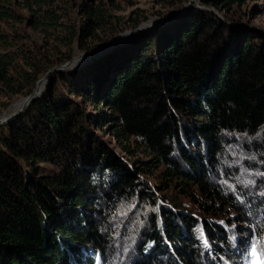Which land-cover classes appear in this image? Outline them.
<instances>
[{"label": "trees", "instance_id": "trees-1", "mask_svg": "<svg viewBox=\"0 0 264 264\" xmlns=\"http://www.w3.org/2000/svg\"><path fill=\"white\" fill-rule=\"evenodd\" d=\"M73 1L0 0V95L26 96L76 48L92 53L146 17L121 20L115 0ZM154 1L173 7L161 13L168 21L52 70L43 92L0 123V264H233L247 243L264 253V185L242 188L220 160L234 140L257 146L261 133L264 143V40L228 14L191 5L171 18L183 0ZM239 1L202 0L219 12ZM18 23L51 32L56 46L20 44ZM81 101L109 111L85 112ZM107 119L123 150L142 145L145 162L163 165L154 187L95 135ZM127 207L149 213L124 240L116 220Z\"/></svg>", "mask_w": 264, "mask_h": 264}, {"label": "rangeland", "instance_id": "rangeland-1", "mask_svg": "<svg viewBox=\"0 0 264 264\" xmlns=\"http://www.w3.org/2000/svg\"><path fill=\"white\" fill-rule=\"evenodd\" d=\"M69 1L70 3L68 5L71 8V4L75 2L73 0H69ZM180 5L181 7L177 9V12H175L173 14V17L171 18L178 17L179 15L182 14V12L186 8L190 7L191 5H195L196 7H199L201 9H208V10L210 9V11L215 12L222 19L225 20L228 14L229 17H231L230 20H227V23L229 25L241 26L250 29L251 32L252 31L254 32V34L257 35L260 34V37L262 36V40H264V0L239 1L234 3L230 7V9L227 10L220 9L223 13L219 12L212 5H207L206 3L202 2V0H183L182 4ZM110 10L113 14L120 17L121 20L126 19L127 17L130 16V14L134 16L145 14L146 16L136 26L125 28L124 30L116 33L113 36L114 39L116 35L121 34L125 31H133L134 36H132L131 38H134L145 29H148L154 25H161L162 23L168 21V19H165L161 16V13L165 14L167 12H170L173 10V7L163 6L154 0H115V3L111 5ZM72 17L74 18V16ZM17 29L19 31V34H22L24 36L23 41H19L20 44L23 42V44L24 43L28 44L31 47L38 45L42 49H46L47 47L49 49L53 47L55 44H57L54 42L55 41L53 37L54 35L51 32L40 31L39 29L33 28L32 26H29L25 23H18ZM118 43H122V42H118ZM105 46H109V44L100 45L98 48H102ZM4 47L6 46L4 45L3 42H1L0 51H4L5 50ZM16 48H19V46L14 45L7 48L6 50H13ZM74 48L76 47L74 46ZM64 50L66 51V48H64ZM83 52L84 51H81L80 49L76 48L75 55H73L70 59L48 68L47 71H45L44 74L40 75V77L35 81L32 90L36 88V91H38L37 95L41 94L45 89L50 72L52 70H59L58 68L59 66L63 67L62 70L73 68L72 65L65 66V64H67L68 62L70 63L74 57L81 55ZM52 67L54 68L56 67V69H51ZM48 71H49L48 77L45 80L41 81L42 80L41 78ZM39 81L41 82L38 83ZM40 86H42L41 89L39 88ZM26 96L18 95L15 98L9 99L4 95H0V116L9 115L10 113H6V112L10 110L13 104H15L19 100L25 101ZM81 104L85 112L96 113L99 112V110L100 111L103 110L106 112L109 111V109L102 103H100L98 106H94L91 102L81 101ZM1 123H5V122H1ZM110 125L111 124H109L108 119L107 121H104L101 124L95 125L93 127V130L95 131V135L99 138V140L104 142L106 146L110 148V150L115 154L131 162L132 164L141 165L145 171L140 172V176L142 178H145V181H147L151 187H154L153 184H156L158 182L157 177L159 176L160 172L163 170V165H158V164L156 165V163L152 161L145 162L148 160L150 161L152 156L144 151L145 149L142 145L136 144L135 146V144L132 142L131 143L132 152H127L123 150L121 145L114 138ZM254 137H255V141L258 142L256 144H258L259 146L261 145L262 146V147L260 146L261 148L257 147L258 145L255 146L249 143L250 141H247L248 143H245V145H243L244 139L240 142L234 140L231 144H227L228 146L225 147L224 153L220 155V160L223 162L224 165L230 168H232L234 165V168L236 169L235 172L237 173L240 172L242 179L239 180L241 182V184L239 183V185H241L242 188L247 187L250 192H253L255 189H258L260 186L264 185L263 183L260 184V180L258 181V179H260L258 177L264 174V143L262 144L263 140L261 133H258ZM233 178L236 179L234 176ZM244 181L248 182V184H244ZM254 181H256L255 186H253ZM165 192L170 193L169 190L163 191V193ZM253 200L255 202V199ZM256 200H258V198H256ZM145 210L147 209L145 208L143 211L138 212L137 208L133 210V207H127L126 210L123 209V211L119 212L122 217L121 220L119 219V217L116 220V224L118 227V231H117L118 238L122 237L124 240L125 238L128 240L130 239V237L137 234L136 227L138 221L140 220L138 216H141L142 214V219H143L144 215H147L149 213V211L147 212ZM228 213L229 215L232 214V208L229 207ZM231 224H234V222ZM117 243L118 241H116V244ZM247 245L248 248L246 251V255L244 256L242 255L233 264H253V261L261 259L257 251L254 249V247H251L249 243H247ZM259 251L262 253V256L264 257V253L260 248ZM113 255L116 260L119 259V255H117L114 250H113ZM113 264L115 263L113 262Z\"/></svg>", "mask_w": 264, "mask_h": 264}, {"label": "bare ground", "instance_id": "bare-ground-1", "mask_svg": "<svg viewBox=\"0 0 264 264\" xmlns=\"http://www.w3.org/2000/svg\"><path fill=\"white\" fill-rule=\"evenodd\" d=\"M134 32L133 31H125L121 34H118L114 37V41H112L111 43L112 44H116L117 42H124V41H128L132 36H134L133 34ZM110 43V44H111ZM110 46V45H109ZM114 45H112L113 47ZM111 47V48H112ZM109 50V49H108ZM107 50V51H108ZM97 51V52H96ZM104 50V48H98L97 50H95L94 52L95 53H82L81 55L77 56V57H74L73 60L70 62V66L72 65V67L74 66H77V65H83L85 64L86 62H89L91 61L93 58H95L98 54H100V52L102 53ZM42 79V78H41ZM40 79V80H41ZM43 81V79L41 80ZM41 81H39L38 83H40ZM40 89L42 88V86L39 87ZM36 90V88H35ZM27 96H26V100H19L17 101L15 104H13V106L10 108L9 111H7L6 113H13L14 111H18L19 109H21L22 107H24L20 112L24 111L26 109V107L29 105V103H27ZM25 103V104H24ZM24 105V106H23ZM26 105V106H25ZM18 112V113H20ZM17 113V114H18ZM9 114V115H10ZM5 116V115H4ZM15 116V115H14ZM13 118V117H12ZM11 118L8 119V121L10 120Z\"/></svg>", "mask_w": 264, "mask_h": 264}, {"label": "water", "instance_id": "water-1", "mask_svg": "<svg viewBox=\"0 0 264 264\" xmlns=\"http://www.w3.org/2000/svg\"><path fill=\"white\" fill-rule=\"evenodd\" d=\"M114 41V40H113ZM118 43V42H117ZM116 43V44H117ZM110 46H105V47H102V48H104V50H108L112 45H115V44H109ZM97 52V51H96ZM92 53H95V52H92ZM101 53V52H100ZM70 65V63L68 62L67 64H65V66H69ZM64 66V67H65ZM59 68V70H62L63 69V67L62 66H59L58 67ZM51 69H56V67L54 68V67H52ZM50 69V70H51ZM49 70V71H50ZM49 71L42 77V79L43 80H45L47 77H48V73H49ZM37 92L38 91H36L35 89L34 90H32V92H30V93H28L27 94V102H26V104L27 103H29L36 95H37ZM26 106V105H25ZM24 108V107H23ZM23 108H21V109H19L18 111H16V112H13V113H11L10 115H5V116H0V123L1 122H6L9 118H12V117H14V115H16L18 112H20Z\"/></svg>", "mask_w": 264, "mask_h": 264}, {"label": "snow or ice", "instance_id": "snow-or-ice-1", "mask_svg": "<svg viewBox=\"0 0 264 264\" xmlns=\"http://www.w3.org/2000/svg\"><path fill=\"white\" fill-rule=\"evenodd\" d=\"M225 183H226V181H225ZM133 207H135V205H133ZM201 238L203 239L204 247L208 248L209 243H208V240L206 238H204L203 230H201ZM98 264H99V261H98ZM253 264H264V257H262L260 260L253 261Z\"/></svg>", "mask_w": 264, "mask_h": 264}]
</instances>
